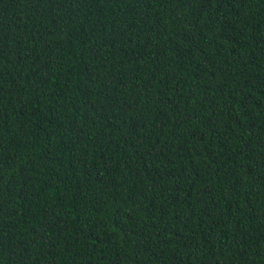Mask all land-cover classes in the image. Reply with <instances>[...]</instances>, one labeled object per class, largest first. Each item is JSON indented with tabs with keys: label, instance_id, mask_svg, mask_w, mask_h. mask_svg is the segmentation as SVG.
<instances>
[{
	"label": "trees",
	"instance_id": "1",
	"mask_svg": "<svg viewBox=\"0 0 264 264\" xmlns=\"http://www.w3.org/2000/svg\"><path fill=\"white\" fill-rule=\"evenodd\" d=\"M0 264H264V0H0Z\"/></svg>",
	"mask_w": 264,
	"mask_h": 264
}]
</instances>
